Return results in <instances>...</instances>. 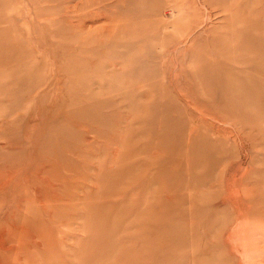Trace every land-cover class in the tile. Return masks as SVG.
I'll use <instances>...</instances> for the list:
<instances>
[{"label":"rangeland","instance_id":"1","mask_svg":"<svg viewBox=\"0 0 264 264\" xmlns=\"http://www.w3.org/2000/svg\"><path fill=\"white\" fill-rule=\"evenodd\" d=\"M0 264H264V0H0Z\"/></svg>","mask_w":264,"mask_h":264}]
</instances>
